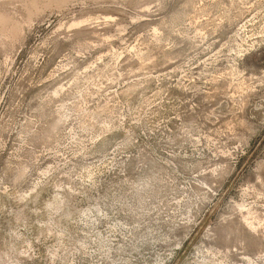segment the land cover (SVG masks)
Segmentation results:
<instances>
[{
	"label": "rangeland",
	"instance_id": "374dc122",
	"mask_svg": "<svg viewBox=\"0 0 264 264\" xmlns=\"http://www.w3.org/2000/svg\"><path fill=\"white\" fill-rule=\"evenodd\" d=\"M0 264H264V0H0Z\"/></svg>",
	"mask_w": 264,
	"mask_h": 264
}]
</instances>
